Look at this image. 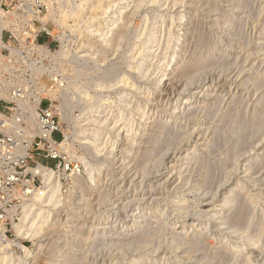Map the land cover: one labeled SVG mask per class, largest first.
I'll return each mask as SVG.
<instances>
[{"label": "rangeland", "instance_id": "1", "mask_svg": "<svg viewBox=\"0 0 264 264\" xmlns=\"http://www.w3.org/2000/svg\"><path fill=\"white\" fill-rule=\"evenodd\" d=\"M240 3L242 6L238 7ZM12 6L30 9L15 22L23 23L22 38L33 37L42 27L48 30L47 34L39 32V44L49 50L48 58L36 70L47 87L46 101L57 109L64 137H60V132L55 137L63 143L59 148L61 158L43 160L53 168V179L60 184L56 195L61 199L40 210L44 196L39 199L38 191L19 203L21 206L14 210L15 223L1 225V232L10 242L0 244V258H5L0 262L138 264L144 258L139 264H233L237 260L235 251L226 249V240H234L255 251L251 259H238L235 264H264V123L258 134L245 140L246 145L233 139L221 145L219 151H211L218 134L224 132L220 120L225 123L227 119L225 124L233 123L236 128L242 123L264 122V110H260L264 107V0H96L90 4L86 0H14ZM152 35L156 38L154 47L148 53L150 58L144 59L141 56ZM176 53L186 55L177 70L170 68L165 73L167 77L161 78L158 70H164L165 62ZM220 57L226 62L220 63ZM196 59L213 60L199 71ZM187 70L196 71L191 74ZM182 72L183 77L186 73L191 76L183 78ZM204 86L207 89L200 93ZM62 106L66 108V118L62 117ZM148 108L158 111L159 117L135 130L141 112ZM155 120L174 129V135H170L174 140L168 148H159L148 163L140 165L135 161L145 150V144H140L141 135L152 131ZM95 133H99L97 137L93 136ZM235 145L248 148L240 150ZM232 146L238 149L228 157L234 152L229 153ZM133 147L136 154L132 153ZM191 151L196 153L192 154L194 158L187 155ZM254 156L258 158L255 160ZM202 159L221 161L224 166H220L219 171H223L214 180L218 186L201 187L205 171ZM253 164L260 167L261 170L256 167L260 173ZM28 173L31 178L34 172ZM227 179L233 187L239 184L237 205L252 207L243 217L253 216L248 218L254 221L252 226L248 219L245 226L241 224L244 220L234 226L230 216L242 204L236 205L238 209L235 206L227 210L230 212L225 213L226 218H220L224 195L221 190ZM48 185L38 181L36 186L43 192ZM199 192H204V196ZM210 196L214 198L208 201ZM141 208L136 221L139 223L134 224ZM213 208L215 213H211ZM184 213L194 218V225L184 223ZM143 220L146 224L141 225ZM140 225L144 226L143 233L135 234ZM247 225L251 227L248 230L244 229ZM144 232L152 234L145 236ZM194 237L204 242L198 243ZM249 238H254L256 244H250ZM148 241L151 244L147 245ZM219 255L221 260L216 259Z\"/></svg>", "mask_w": 264, "mask_h": 264}, {"label": "built area", "instance_id": "2", "mask_svg": "<svg viewBox=\"0 0 264 264\" xmlns=\"http://www.w3.org/2000/svg\"><path fill=\"white\" fill-rule=\"evenodd\" d=\"M13 3L0 0V244L10 242L1 225L15 223L14 210L41 193L38 181L47 183V177L32 169L53 170L43 160L61 158L62 142L55 137L59 132L64 137L57 109L46 101L47 87L36 70L48 58L49 48L39 44V32L48 30L42 27L33 37L22 38L23 23L15 22L30 9H17Z\"/></svg>", "mask_w": 264, "mask_h": 264}, {"label": "bare ground", "instance_id": "3", "mask_svg": "<svg viewBox=\"0 0 264 264\" xmlns=\"http://www.w3.org/2000/svg\"><path fill=\"white\" fill-rule=\"evenodd\" d=\"M239 1V0H238ZM86 2H87V4H90V3H96V0H86ZM242 2V1H241ZM210 3V2H209ZM243 3H245V2H243ZM242 3V4H243ZM238 5V4H237ZM240 6H242L241 5V3L238 5V7H240ZM244 6V5H243ZM78 13V12H77ZM193 14V13H192ZM191 14V15H192ZM78 16H79V18H81L80 17V14L78 13L77 14ZM188 18H190V17H188ZM116 22V21H115ZM155 31V30H154ZM149 32H150V34H151V31L149 30ZM154 33V32H153ZM147 36V35H146ZM171 37V36H170ZM148 38V37H147ZM169 38V37H168ZM155 36L154 35H152V36H150V38L148 39V43H147V45H146V48H145V50H147V51H145V53H144V56H141V57H144V59L148 56V53L150 54L151 53V49H153L152 47H154V45H153V43H154V41H155ZM169 39H171L170 41L172 42V38H169ZM169 39H168V41H169ZM184 39H182V41H183ZM144 41H146V40H144ZM167 41V42H168ZM169 41V42H170ZM199 43V42H198ZM170 44V43H169ZM185 44V43H184ZM197 44V43H196ZM171 45V44H170ZM169 45V46H170ZM168 46V45H167ZM143 47V46H142ZM167 48H169V47H166V49ZM173 49V48H172ZM144 50V49H143ZM170 50V49H169ZM169 50H166V51H169ZM177 50V49H176ZM183 50V49H182ZM185 51H186V49H184ZM193 51V50H192ZM176 52V51H175ZM187 52V51H186ZM155 53V52H154ZM60 54V53H59ZM143 54V53H142ZM184 53H176L175 55H174V57L171 59V60H168V61H166L165 62V64H164V66H166L165 68H164V70L162 69V70H158V71H160V73H161V78H164V77H167V76H165V73H166V71L167 70H170V68H171V70H177V69H175V68H177L178 66H179V64H180V61L183 59V56H185L186 54H184ZM188 54V53H187ZM61 55V54H60ZM50 56V55H49ZM151 56V55H150ZM165 56H167L168 57V53H167V55H165ZM192 57V56H191ZM203 57V56H202ZM148 58H150V57H147V59ZM152 58V57H151ZM154 58V57H153ZM157 58H158V56H157ZM199 58V57H198ZM208 58H209V56H208ZM167 59V58H166ZM222 59H224L223 57H220V60H219V62L221 63H224V61L226 62V60H222ZM196 60H198V59H196ZM211 60H213V59H200V60H198L197 62H196V64H197V66L196 67H199V71H202V70H200V68H207L209 65H211ZM151 61V60H150ZM152 61H153V59H152ZM184 61V60H183ZM195 61V60H194ZM156 62V61H155ZM161 62V61H160ZM173 62V63H172ZM218 62V61H217ZM139 63H141V62H139ZM157 63V62H156ZM191 64V63H190ZM215 64V62L213 63V65ZM229 64V63H228ZM163 65V64H162ZM220 65V64H219ZM222 65H224V64H222ZM145 66V65H144ZM160 66V65H159ZM181 66V65H180ZM187 66V65H186ZM190 67V66H189ZM211 67V66H210ZM209 67V68H210ZM139 68V67H138ZM143 68V67H142ZM191 68V67H190ZM189 68V69H190ZM208 68V69H209ZM197 69V68H196ZM207 69V70H208ZM141 70V69H140ZM180 70V69H179ZM197 70V71H198ZM188 71V70H187ZM196 71V70H195ZM194 71V72H195ZM188 72H192V71H188ZM194 72L193 73H191V74H194ZM159 73V74H160ZM183 72H182V77H183ZM198 74V73H197ZM158 75V74H157ZM170 75V74H169ZM180 75V76H181ZM188 75H190V74H188ZM187 75V73H186V76H188ZM201 75H202V73H201ZM201 75H199V76H201ZM185 76V77H186ZM191 76V75H190ZM177 77H179V76H177ZM182 77H179V78H182ZM185 77H183V78H185ZM159 78V77H158ZM176 78V77H175ZM198 78V77H197ZM263 78V77H262ZM189 79H186V81H188ZM175 81V80H174ZM179 81V80H178ZM181 81V80H180ZM184 81V80H183ZM210 81V80H209ZM262 81V80H261ZM169 82V81H168ZM192 82V81H191ZM180 83V82H179ZM185 83V82H184ZM204 83H205V81H204ZM210 83H211V81H210ZM244 83V82H243ZM262 84L264 83V81H262L261 82ZM261 84V85H262ZM174 85V84H173ZM206 85V84H205ZM256 85H259V84H256ZM264 85V84H263ZM185 87V86H184ZM260 87V86H259ZM262 87H264V86H262ZM165 88V87H164ZM196 88V87H195ZM172 89V88H171ZM185 89V88H184ZM199 89V88H198ZM205 89H207L206 88V86H204V87H202L201 88V91H200V93L202 92V91H204ZM212 90V89H211ZM53 92V91H52ZM55 95V94H54ZM173 95V94H172ZM170 97V96H169ZM180 97V96H179ZM201 97V96H200ZM202 97H204V96H202ZM210 97V96H209ZM175 98V97H174ZM262 98V97H261ZM172 99V98H171ZM179 99V98H178ZM182 99V98H181ZM239 99H240V97H239ZM147 100H149L148 98H147ZM196 100V99H195ZM206 100H208V99H206ZM211 100V99H210ZM214 100V99H213ZM237 100V99H236ZM171 101V100H170ZM262 101V100H261ZM150 102V101H149ZM168 102H169V100H168ZM207 102V101H206ZM255 102V101H254ZM259 102V101H258ZM146 103V102H145ZM152 104V103H151ZM215 104V103H214ZM143 105V104H142ZM260 105V104H259ZM161 107V106H160ZM259 107H261V106H259ZM142 108H144V107H142ZM159 108V107H158ZM207 108V107H206ZM160 109V108H159ZM162 109H164V107H162ZM256 109V108H255ZM261 109H263L264 110V107H261L260 108V110ZM143 110V109H142ZM161 110V109H160ZM263 110H261L262 112H263ZM141 111V110H140ZM255 111H257V110H255ZM258 113V112H257ZM256 113V114H257ZM61 114H62V117L63 118H66L67 117V112H66V108H65V106H62L61 107ZM160 114V113H159ZM158 111H152V109L151 108H148V109H145L143 112H141V114H140V116H139V118L137 119V123H136V125H135V130H137L141 125H142V128L143 127H146V125H147V123H149L150 121L149 120H152L154 117H157L158 115ZM252 116H253V114H252ZM159 117V116H158ZM254 117V116H253ZM263 117V116H262ZM226 118H228V117H226ZM221 119H223L222 117H221ZM225 119V118H224ZM237 119V118H236ZM235 119V120H236ZM252 119V118H251ZM257 119H260V117H258ZM160 120V119H159ZM159 120H155L156 122H157V124H155V126H154V128L152 129V131L151 132H148V133H145V134H143V135H141V137H142V142H140V144L141 143H144L145 144V150L142 152V150H140L141 152H142V154L140 155V157H139V155H138V158L136 159L137 161H135L136 163H139L140 165H143V164H145L149 159H151V158H153V157H156L155 156V154H156V152H158V150H159V148L160 149H165V147L166 148H168L169 146H170V142H173V138H172V136L174 135L173 133H174V129H172V128H170L169 127V125L168 124H163V123H160V122H158ZM227 120V119H226ZM225 120V123L227 122ZM254 120H255V117H254ZM251 121V123H252V120H250ZM259 121V120H258ZM261 121V120H260ZM257 122V123H252V124H245V123H242L243 125L240 127V128H236L237 127V125H234V126H236V127H234L231 123H228V124H225L222 120H220V123H221V125H222V128H224L223 130H224V132L223 133H221V134H218V138L215 140V142H214V144L212 145V147H211V151L212 152H215V151H219L220 149H222V147H221V145L222 146H224V145H226L225 143L226 142H228V141H231V140H233V141H236L237 142V144H239L240 143V141H244V143H245V140L246 139H248V138H250L249 140H251V137L250 136H253L254 134L256 135V134H258V131H259V128H261V126L263 125V123L264 122H262V124H261V122ZM125 122H127V121H125ZM229 122V121H228ZM245 122V121H244ZM151 123H153V122H151ZM125 124H127V123H125ZM153 124V125H154ZM235 124H237V122L235 123ZM124 125V124H123ZM134 125V124H133ZM124 126H127V125H124ZM118 127H120V126H118ZM128 127V126H127ZM126 127V128H127ZM233 127V128H232ZM263 127V126H262ZM131 128V127H130ZM119 129V128H118ZM131 130V129H130ZM129 130V131H130ZM133 130V129H132ZM234 130V131H233ZM261 130V129H260ZM245 131V132H244ZM144 132H145V130H144ZM177 132V131H176ZM243 133V135H239L238 134V136H241V137H238L237 135H236V133ZM264 132V131H263ZM131 133V132H130ZM134 133H136V131L134 132ZM99 134V133H98ZM98 134L97 133H95L93 136H95L96 135V137L98 136ZM129 134V133H128ZM133 134V133H132ZM138 134V133H137ZM176 134H178V133H176ZM260 134V133H259ZM261 134H263V133H261ZM260 134V135H261ZM130 135V134H129ZM140 135V134H139ZM170 135H172V136H170ZM254 135V136H255ZM243 136V137H242ZM137 137V136H136ZM93 138H95V137H93ZM128 138V137H127ZM244 138V139H243ZM124 139V138H123ZM130 140H131V136H130ZM133 140V139H132ZM134 140H135V138H134ZM261 140H262V138H261ZM140 141V140H139ZM137 142V141H136ZM246 142H248V141H246ZM260 142V141H259ZM122 143V142H121ZM224 143V144H223ZM233 143L234 142H232L230 145H233ZM60 144H62V146H63V143H60ZM129 144V143H128ZM138 144V142L136 143V145ZM241 144V143H240ZM229 145V146H230ZM242 145V144H241ZM241 145H239V146H237V145H235L236 147H238V148H240V150H242V149H245L246 150V148H248L247 146H248V143H247V146L246 147H244V148H242V146ZM245 145H246V143H245ZM139 146V145H138ZM142 146V145H141ZM204 146V145H203ZM234 146H232V147H229L230 149H232L231 150V152H229L231 155L230 156H228V157H231L234 153H235V150L237 151V149L238 148H233ZM229 149V150H230ZM234 149V150H233ZM128 150V149H127ZM136 147H133V149H132V153H137L136 152ZM192 150H194V149H192ZM244 150V151H245ZM258 150V149H257ZM263 150H264V148H263ZM124 151V150H123ZM123 151H122V153H123ZM141 152H138V154L139 153H141ZM168 152V151H167ZM194 151H191V152H188L187 153V155L188 156H191L192 157V154L194 155V154H196V153H193ZM225 152H227V150L225 151ZM260 152V151H259ZM125 153V152H124ZM263 153V152H262ZM261 153V154H262ZM130 154V153H129ZM175 154V153H174ZM225 154H227V153H224V156H226ZM179 155V154H178ZM185 155V154H184ZM260 155V154H259ZM133 156H134V154H133ZM196 156V155H195ZM223 156V157H224ZM171 157V156H170ZM221 158L220 160H222V159H224V158ZM261 157H264L263 155L261 156ZM168 158V157H167ZM175 158V157H174ZM192 158H194V157H192ZM196 158H199L198 156H196ZM195 158V159H196ZM256 158H258L257 156H254V159L256 160ZM155 159V158H154ZM227 159H229V158H227ZM193 160V159H192ZM203 160H205V161H203ZM250 160V159H249ZM254 160V161H255ZM263 160H264V158H263ZM144 161H146V162H144ZM178 161V160H177ZM188 161V160H187ZM198 161V160H197ZM201 161H203V166H204V168H205V173L203 172L202 174H204V179H202L203 180V182H200V183H202L201 184V187H207V189H208V187L210 188L211 186H213L215 183V177H216V175H217V173L219 172L220 173V171H219V168H220V163H221V161L220 162H217V161H215V160H212V161H210V160H207V159H202ZM223 161V160H222ZM259 161V160H258ZM134 162V163H135ZM172 162H173V160H172ZM246 162V161H245ZM245 162H243V163H245ZM250 162V161H249ZM248 162V164L250 165V163ZM148 163V162H147ZM189 163V162H188ZM218 163H219V165H218ZM256 163V162H255ZM263 163H264V161H263ZM247 164V165H248ZM259 164V163H258ZM257 164V165H258ZM134 165V164H133ZM140 165H138V166H140ZM188 165H190V164H188ZM260 165V164H259ZM137 166V164L135 165V167H138ZM201 166H202V163H201ZM253 166H255L254 164H253ZM252 166V167H253ZM42 167V166H41ZM41 167H38L37 169H32L33 171H35L36 173H40V174H42V175H44L45 177H47V183H49V185H48V190H46V191H43V192H41V193H39V199H41L43 196V200H41V204H42V206L39 208L40 210H42V207L43 206H47V205H53V204H55L57 201H59L61 198H59V196H57L56 195V189H57V186L59 185L60 186V184L55 180V179H53V170H50V169H46V168H41ZM134 167V166H133ZM224 166H221V168H223ZM241 167H243V166H241ZM252 167H251V169H248V170H252ZM256 167H258V166H255L254 168L256 169ZM170 168V167H169ZM247 168H249V167H247ZM124 169V168H123ZM137 169H140V167H138ZM172 169V168H171ZM174 169V168H173ZM242 169V168H241ZM258 169H260V167H258ZM168 170V169H167ZM257 170V169H256ZM261 170V169H260ZM260 170H257V172L258 173H260L259 171ZM135 171V170H134ZM141 171H143V170H141ZM188 171H189V169H188ZM223 171V170H222ZM221 171V172H222ZM168 172V171H167ZM200 172V171H199ZM250 172H252V171H250ZM255 172V171H254ZM174 173V172H173ZM245 173V172H244ZM134 174V173H133ZM170 174V173H169ZM168 174V175H169ZM200 174V173H199ZM53 175V176H52ZM136 175V174H135ZM162 175V174H161ZM160 175V176H161ZM254 175H255V173H254ZM256 175H257V173H256ZM199 176V175H198ZM231 176V175H230ZM202 177V176H201ZM232 177V176H231ZM134 178V177H133ZM180 179H182V178H180ZM228 179H229V177H228ZM227 179V180H228ZM240 179V178H239ZM252 179V178H251ZM97 180H99V179H97ZM96 180V181H97ZM225 180V179H224ZM233 180V179H232ZM264 180V179H263ZM164 181H166V180H164ZM201 181V180H200ZM217 182H218V179L216 180ZM254 181V180H253ZM98 182V181H97ZM162 182V181H161ZM194 182H195V180H194ZM237 182V181H236ZM160 183V182H159ZM197 183H198V181H197ZM196 183V184H197ZM227 184L223 187V189L221 190L222 191V193L224 194L223 195V201H221V202H223L222 203V209H221V216H220V218L221 219H223V217L225 216V213H227V212H230V211H227V210H229V209H234L235 208V206L237 205V203H239L238 202V196H239V194H238V191H237V187H238V185H236L235 187H233V186H231L232 185V183H229V180L226 182ZM174 184V183H173ZM199 185V184H198ZM215 185H219L218 183H216ZM263 185H264V183H263ZM59 186H58V188H59ZM178 186V185H177ZM217 186H215V187H217ZM259 186H261V185H259ZM167 187V186H166ZM190 187H192V186H190ZM165 188V187H164ZM178 188V187H177ZM184 188V187H183ZM183 188H182V190H183ZM193 188V187H192ZM197 188V187H196ZM198 189V188H197ZM199 189H203V188H199ZM198 189V190H199ZM216 189V188H215ZM241 189V188H240ZM188 190V189H187ZM190 190V189H189ZM192 190V189H191ZM205 190H206V188H205ZM158 191V190H157ZM194 191V190H193ZM210 191V190H209ZM213 191V190H212ZM241 191V190H240ZM256 191V190H255ZM150 192V191H149ZM188 192V191H187ZM195 193V192H194ZM200 193V192H199ZM260 193V192H259ZM181 193H179V195H180ZM204 194V192L203 193H200V195H202V196H204L203 195ZM208 194H209V192H208ZM207 194V195H208ZM211 194H213V193H211ZM217 194H218V192H217ZM161 195V194H160ZM40 196H42V197H40ZM166 196V195H165ZM212 196V195H211ZM210 196V198H208V201H211V199L212 198H214V197H211ZM242 196V195H241ZM154 197V196H153ZM179 197V196H178ZM240 197V196H239ZM243 197V196H242ZM150 198H152V197H150ZM162 198H163V196H162ZM202 198V197H201ZM200 198V199H201ZM38 199V198H37ZM163 199H166V198H163ZM169 199V198H168ZM182 199V198H181ZM190 199V198H189ZM194 199V198H193ZM242 199V198H241ZM207 200V199H206ZM239 200H240V198H239ZM165 201H167V200H165ZM172 201H174V200H172ZM191 201V200H190ZM200 201V200H199ZM240 201H242V202H244V200H240ZM246 201V200H245ZM249 201V200H248ZM37 202H39V200H37ZM161 202V201H160ZM171 202V201H170ZM176 202V201H175ZM181 202H182V200H181ZM202 202V201H201ZM177 203H180V201H177ZM183 204L185 203V202H182ZM195 203V202H194ZM211 203V202H210ZM158 204V203H157ZM169 204H171V203H169ZM193 204V203H192ZM191 204V205H192ZM198 204V203H197ZM196 204V205H197ZM218 204H219V202H218ZM241 204H242V206H241ZM240 205H237V206H241V208L239 207V210H238V212L232 217V216H230L233 220H234V226L235 227H237L240 223H241V221L242 220H244V223H241V224H245V222L246 223H248V225H250V226H252L250 223H252L251 221H253V220H251V221H249V219H251V218H254L253 216L252 217H247V219H244L243 217H244V215L246 214V213H248L247 211H248V209L250 208V211H251V208L252 207H244L243 206V203H241ZM244 205H246V203L244 204ZM247 205H248V203H247ZM249 205H253V204H250L249 203ZM158 206V205H157ZM168 206V205H167ZM172 206V205H171ZM170 206V207H171ZM202 206V205H201ZM236 206V208L238 209V207ZM112 207H114V206H112ZM186 207V206H185ZM192 207H194V205H192ZM234 207V208H233ZM120 208V207H119ZM182 208H183V206H182ZM190 208H191V206H190ZM185 209V208H184ZM183 209V210H184ZM187 210L189 209V208H186ZM194 209V208H193ZM195 209H196V207H195ZM197 209H199V208H197ZM142 208L139 210V212H138V214L135 216V219H134V224L135 223H139V222H136L137 221V219L141 216V213H142ZM200 211H201V209H199ZM203 210V209H202ZM209 210V209H208ZM212 211H211V213L212 212H216V209L214 210V208L213 209H211ZM254 210H256V208L254 209ZM115 211V210H114ZM149 211V210H148ZM176 211V210H175ZM178 211H179V209H178ZM185 212H186V210H184ZM249 211V212H250ZM147 212V211H146ZM214 212V213H215ZM220 212V211H219ZM233 212V211H232ZM235 212V211H234ZM253 212V211H252ZM40 212H38V214H39ZM164 213H166V212H164ZM168 213V212H167ZM213 213V214H214ZM256 213V212H255ZM147 214V213H146ZM185 214V213H184ZM193 214V213H192ZM199 214V213H198ZM220 214V213H219ZM250 214V213H249ZM104 215H106V213L104 214ZM140 215V216H139ZM185 215H187V214H185ZM248 215V214H247ZM251 215H253L252 213H251ZM156 216V215H155ZM161 217L163 216V215H160ZM196 216H197V214H196ZM198 216H200V215H198ZM100 217H102V216H100ZM106 217V216H105ZM134 217V216H133ZM144 217V216H143ZM185 217V216H184ZM195 217V216H194ZM206 217V216H205ZM258 217V216H257ZM24 218H26V217H24ZM103 218V217H102ZM224 218H226V216L224 217ZM245 218H246V216H245ZM99 219V218H98ZM144 219V218H143ZM103 220V219H102ZM146 221H148V219H145ZM145 220H143L144 222L143 223H141L140 222V224L141 225H143L144 223L146 224V221ZM160 220V219H159ZM182 220V219H181ZM193 220H194V218L193 217H191V215H187L185 218H183V221H184V223L186 224V225H191V224H193ZM220 220V219H219ZM248 222H247V221ZM152 221V220H151ZM161 221V220H160ZM174 221V220H173ZM206 221V220H205ZM258 221H260V220H258ZM150 222V221H149ZM208 222V221H207ZM228 222V221H227ZM254 222V221H253ZM261 222H263V221H261ZM260 222V223H261ZM116 224V223H115ZM163 224V223H162ZM195 224V223H194ZM193 224V225H194ZM201 224V223H200ZM139 226V229L138 230H136L135 232V234H142L143 232H142V229H143V227L144 226ZM207 225V224H206ZM223 225V224H222ZM247 225V228H244V229H250L251 227L250 226H248ZM114 226V225H113ZM136 226V225H135ZM154 226V225H153ZM158 226H160V225H158ZM164 226V225H163ZM181 226V225H180ZM208 226H212V225H208ZM245 226V225H244ZM262 226V225H261ZM194 227V226H193ZM199 227V226H198ZM215 227H217V226H215ZM221 227V226H220ZM232 227V226H231ZM240 227V226H239ZM142 228V229H141ZM192 228V227H191ZM241 228V227H240ZM262 228V227H261ZM264 228V227H263ZM262 228V229H263ZM37 229H39V228H37ZM181 229H183V228H181ZM195 229V228H194ZM239 229V228H238ZM243 229V230H244ZM258 229V228H257ZM151 230H156V229H151ZM150 230V232H152ZM176 230V229H175ZM179 230V229H178ZM202 230V229H201ZM200 230V231H201ZM218 230V229H217ZM252 230V229H251ZM134 231V230H133ZM245 231V230H244ZM254 231V230H253ZM150 232H147V234H145V232H144V235L146 236V235H148L149 236V234H152V233H150ZM149 233V234H148ZM157 233V232H156ZM187 233V232H186ZM253 233V232H252ZM255 233H258V231L256 230V232ZM264 233V232H263ZM182 234V233H181ZM199 234V233H198ZM202 234V233H201ZM233 234V233H232ZM239 234V233H238ZM259 234H260V232H259ZM121 235H125L126 236V234H121ZM154 235H156L155 234V231H154ZM254 235V234H253ZM257 235V234H256ZM127 236H128V234H127ZM180 236H182V235H180ZM179 236V237H180ZM202 236V235H201ZM212 236H214V235H212ZM219 236V235H218ZM249 236H251V235H249ZM137 237V236H136ZM135 237V238H136ZM151 237H152V235H151ZM176 237H178V236H176ZM204 237H205V235H204ZM245 237V236H244ZM258 237V236H257ZM257 237H255V238H257ZM259 237H262V236H260L259 235ZM132 238V237H131ZM135 238H132L133 240L135 239ZM195 238V240H197V242L199 243V242H204V239L203 240H201L200 239V237H199V240H198V238H196V237H194ZM236 238H238V237H236ZM241 238V237H240ZM139 239H141V238H139ZM176 239H178V238H176ZM229 239V238H228ZM259 239V238H258ZM261 239V238H260ZM135 240H137V238L135 239ZM151 240V239H150ZM154 239H152V241H153ZM237 240V239H236ZM239 240H241V239H239ZM263 240H264V238H263ZM138 241H140V240H138ZM144 241V240H143ZM151 241V242H152ZM249 241H250V244H252V245H255L256 244V240L254 239V238H249ZM75 242V241H74ZM141 242V241H140ZM139 242V243H140ZM226 242L228 243L226 246L229 248H226L227 250H234L235 251V254L234 255H236V258H237V260L238 259H241V260H243V261H241L240 260V262H244V261H246V259H251L252 258V254H254L255 253V251L252 249V247H245L244 245L242 246L240 243L238 244L237 243V241H229V240H226ZM257 242H259V244L261 243V240H259V241H257ZM146 243V242H145ZM150 243V241H148V243H146L147 245ZM187 243V242H186ZM225 243V242H224ZM136 244V243H135ZM143 245H144V243H142ZM151 244V243H150ZM183 244V243H182ZM221 244H223V243H221ZM258 244V243H257ZM193 246H194V242H193V244H192ZM191 245V246H192ZM154 246V245H153ZM179 246V245H178ZM185 246V245H184ZM203 246V245H202ZM226 246H224V248H222V249H225V247ZM264 246V245H263ZM144 247V246H143ZM196 247L198 248V246L196 245ZM201 247V246H200ZM218 247H222V245H218ZM145 248V247H144ZM190 248V247H189ZM195 248V247H194ZM196 248V249H197ZM195 249V250H196ZM157 250V249H156ZM197 251V250H196ZM221 251V250H220ZM223 251H226V250H223ZM222 251V252H223ZM195 252V251H194ZM199 252V251H198ZM27 254H34V252H32V251H27ZM77 254V253H76ZM157 254V253H156ZM163 254V253H162ZM186 254V253H185ZM202 254V253H201ZM214 254V253H213ZM220 254V253H219ZM223 254H225V255H223V257H226L227 256V258H229L228 257V254H226V253H223ZM256 254H257V252H256ZM79 256V255H78ZM200 257H203V256H201V255H199ZM220 256H222V255H219L216 259H220L219 257ZM229 256H231V255H229ZM259 256H260V254H259ZM6 257V256H5ZM144 257V256H143ZM190 257H193V256H190ZM204 257H206V256H204ZM212 257H214V256H212ZM216 257V256H215ZM12 258V257H11ZM165 258V257H164ZM207 258H208V256H207ZM231 258L232 257H230L229 259L231 260ZM235 258V259H236ZM5 258L3 257L2 259L0 258V260H4ZM144 258H141L139 261H138V264H139V262H141L142 260H143ZM174 259V258H173ZM208 259H211V258H208ZM221 259H222V257H221ZM220 259V260H221ZM233 259H234V257H233ZM135 260H137V259H135ZM223 260H225V259H223ZM228 260V259H227ZM227 260H225V261H227ZM237 260H235L234 262H233V264H235V262L237 261ZM262 260V259H261ZM264 260V259H263ZM160 261H161V258H160ZM232 261V260H231ZM5 262V261H4ZM162 262H163V259H162ZM173 262V261H172ZM228 262V261H227ZM227 262H226V264H227ZM248 262V261H247ZM1 263V262H0ZM168 263V262H167ZM166 263V264H167ZM1 264H3V263H1ZM125 264V263H124ZM143 264V263H142ZM220 264H222V263H220ZM241 264V263H240ZM243 264H247V263H243ZM249 264V263H248Z\"/></svg>", "mask_w": 264, "mask_h": 264}]
</instances>
